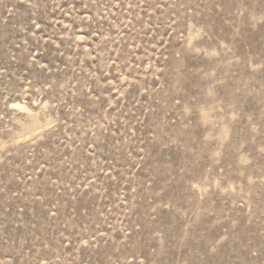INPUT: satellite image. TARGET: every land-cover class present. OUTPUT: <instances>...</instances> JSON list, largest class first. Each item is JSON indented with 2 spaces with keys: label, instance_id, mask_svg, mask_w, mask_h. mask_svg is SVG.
<instances>
[{
  "label": "rangeland",
  "instance_id": "1",
  "mask_svg": "<svg viewBox=\"0 0 264 264\" xmlns=\"http://www.w3.org/2000/svg\"><path fill=\"white\" fill-rule=\"evenodd\" d=\"M0 264H264V0H0Z\"/></svg>",
  "mask_w": 264,
  "mask_h": 264
}]
</instances>
